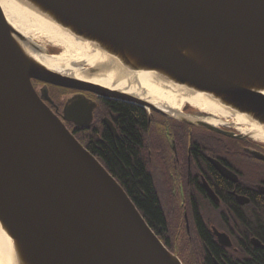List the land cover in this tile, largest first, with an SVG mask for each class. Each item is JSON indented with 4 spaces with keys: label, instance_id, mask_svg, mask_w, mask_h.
<instances>
[{
    "label": "water",
    "instance_id": "water-1",
    "mask_svg": "<svg viewBox=\"0 0 264 264\" xmlns=\"http://www.w3.org/2000/svg\"><path fill=\"white\" fill-rule=\"evenodd\" d=\"M21 1L124 67L156 72L264 125V0ZM30 50L52 54L20 33L0 7V228L15 264H183L33 80L174 115L52 70ZM92 111L90 99L73 96L63 119L83 127ZM192 116L180 110L174 117L219 130ZM104 122L117 137L111 119Z\"/></svg>",
    "mask_w": 264,
    "mask_h": 264
},
{
    "label": "flooded vegetation",
    "instance_id": "flooded-vegetation-1",
    "mask_svg": "<svg viewBox=\"0 0 264 264\" xmlns=\"http://www.w3.org/2000/svg\"><path fill=\"white\" fill-rule=\"evenodd\" d=\"M33 85L87 149L85 133L97 121L108 129L105 117L117 130L118 136L113 138L122 139L111 107L109 112L104 111L105 102L112 100L38 80H33ZM55 89L61 90L63 96L69 92L68 96L58 98ZM80 95L93 104L92 121L83 127L63 119L66 102ZM145 110L146 167L164 214V224L157 225L155 231L159 238L183 264H187L186 258L194 264H207L208 256L213 264H245L253 260L256 250H264V232L260 231L264 228V141L244 134L232 118L222 120L216 126L219 130H213L180 117ZM181 111L202 117V112L189 103ZM95 156L104 165L102 158ZM210 239L217 249L211 248Z\"/></svg>",
    "mask_w": 264,
    "mask_h": 264
},
{
    "label": "bare ground",
    "instance_id": "bare-ground-1",
    "mask_svg": "<svg viewBox=\"0 0 264 264\" xmlns=\"http://www.w3.org/2000/svg\"><path fill=\"white\" fill-rule=\"evenodd\" d=\"M0 7L8 21L24 36L36 43L37 39H44L62 49V52L50 55L29 51L48 68L134 94L174 116L179 115L187 103L202 112V117L192 116L191 120L200 119L217 126L225 118L235 116L237 123L245 126L240 131L257 141H264V125L229 110L209 95L169 82L153 71H135L124 67L106 51L77 37L21 0H0ZM87 67L94 69V73L89 74ZM12 251L11 240L0 228V264H15Z\"/></svg>",
    "mask_w": 264,
    "mask_h": 264
},
{
    "label": "trees",
    "instance_id": "trees-1",
    "mask_svg": "<svg viewBox=\"0 0 264 264\" xmlns=\"http://www.w3.org/2000/svg\"><path fill=\"white\" fill-rule=\"evenodd\" d=\"M110 107L122 139H114L111 132L97 121L85 133L88 150L102 158L109 172L124 187L148 224L156 231L157 225L164 224V214L146 167L147 112L144 108L113 100L105 102L104 111L109 112ZM260 231L264 232V228ZM207 237L210 238L209 235ZM209 243L211 248L217 249L211 239ZM207 264H213L209 256ZM245 264H264V250H256L253 260Z\"/></svg>",
    "mask_w": 264,
    "mask_h": 264
},
{
    "label": "rangeland",
    "instance_id": "rangeland-1",
    "mask_svg": "<svg viewBox=\"0 0 264 264\" xmlns=\"http://www.w3.org/2000/svg\"><path fill=\"white\" fill-rule=\"evenodd\" d=\"M37 41H38V43H40L41 45H43V46H45L49 51L50 50H53V49H57L56 48V46L55 45H50L49 43H47V41L46 40H44V39H37ZM60 50V52H62V49H59ZM59 52V53H60ZM58 53V52H57ZM62 91H64V90H62ZM53 92H55V93H57L56 95H57V97L58 98H61V99H64L65 98V96H68V93L67 94H65V96H63V92H61V90H54ZM230 118V117H229ZM232 119H234V117H231ZM225 119H227V118H225ZM224 119V120H225ZM236 120V119H235ZM236 125L238 126L239 124L238 123H236ZM239 126H241V125H239ZM245 127V126H244ZM244 127H242V128H244ZM255 140V139H254ZM185 261H186V263L187 264H194L195 262L194 261H192V260H190V259H185Z\"/></svg>",
    "mask_w": 264,
    "mask_h": 264
}]
</instances>
